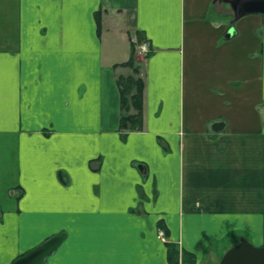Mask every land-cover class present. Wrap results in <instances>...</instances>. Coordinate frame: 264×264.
Here are the masks:
<instances>
[{
	"label": "crops",
	"instance_id": "obj_1",
	"mask_svg": "<svg viewBox=\"0 0 264 264\" xmlns=\"http://www.w3.org/2000/svg\"><path fill=\"white\" fill-rule=\"evenodd\" d=\"M131 55L143 127L122 136ZM60 231L43 264H170L168 243L179 264H219L242 236L264 245V15L0 0V264Z\"/></svg>",
	"mask_w": 264,
	"mask_h": 264
},
{
	"label": "water",
	"instance_id": "obj_2",
	"mask_svg": "<svg viewBox=\"0 0 264 264\" xmlns=\"http://www.w3.org/2000/svg\"><path fill=\"white\" fill-rule=\"evenodd\" d=\"M228 3L236 20L248 14L264 15V0H219ZM66 233L60 231L13 260L12 264H43L63 242ZM219 264H264V245L256 246L247 237H240L222 255Z\"/></svg>",
	"mask_w": 264,
	"mask_h": 264
},
{
	"label": "trees",
	"instance_id": "obj_3",
	"mask_svg": "<svg viewBox=\"0 0 264 264\" xmlns=\"http://www.w3.org/2000/svg\"><path fill=\"white\" fill-rule=\"evenodd\" d=\"M141 40V38L139 37ZM133 54V53H132ZM129 66L132 70V74L127 76H121L117 80V84L120 91V120L119 129L121 135L124 136L125 132L130 130H139L143 127V90L144 81L138 75L139 67L136 65L133 55L123 63ZM134 75H138L137 77ZM133 109L134 112H131ZM168 260L170 264H179V251L175 248L173 243H168ZM194 259L191 255L190 260ZM189 260V261H190ZM182 264H187V260L182 258Z\"/></svg>",
	"mask_w": 264,
	"mask_h": 264
},
{
	"label": "rangeland",
	"instance_id": "obj_4",
	"mask_svg": "<svg viewBox=\"0 0 264 264\" xmlns=\"http://www.w3.org/2000/svg\"><path fill=\"white\" fill-rule=\"evenodd\" d=\"M137 52H138L139 54H141V55H139V56L137 55V56H138V57H141V56H142V54H143V53L141 52V50H140V49H138V50H137ZM138 75H140V74H138ZM138 75H134V76H136V77H137ZM160 238L162 239V238H163V236H161V235H160ZM234 240H236V238H234V239L230 238V239H229V241H227V243H229V242H231V241H234ZM227 243H226V244H227ZM183 258H184V257H183ZM184 260H186V259L184 258ZM193 263H194V259L192 260V262H191V260H190V261H188V259H187V264H193Z\"/></svg>",
	"mask_w": 264,
	"mask_h": 264
},
{
	"label": "built area",
	"instance_id": "obj_5",
	"mask_svg": "<svg viewBox=\"0 0 264 264\" xmlns=\"http://www.w3.org/2000/svg\"><path fill=\"white\" fill-rule=\"evenodd\" d=\"M139 49L141 51H147L148 50V43L143 42L142 44L139 45ZM160 235L163 236V232L160 231ZM162 239H164V238H162Z\"/></svg>",
	"mask_w": 264,
	"mask_h": 264
}]
</instances>
